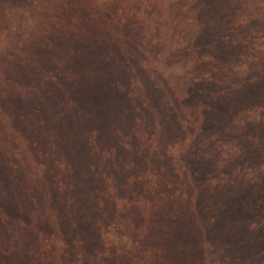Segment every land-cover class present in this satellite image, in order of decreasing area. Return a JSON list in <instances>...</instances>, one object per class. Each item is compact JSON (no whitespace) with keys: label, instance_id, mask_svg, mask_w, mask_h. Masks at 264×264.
I'll list each match as a JSON object with an SVG mask.
<instances>
[{"label":"rangeland","instance_id":"374dc122","mask_svg":"<svg viewBox=\"0 0 264 264\" xmlns=\"http://www.w3.org/2000/svg\"><path fill=\"white\" fill-rule=\"evenodd\" d=\"M75 2L0 43V169L40 204L0 264H264V0Z\"/></svg>","mask_w":264,"mask_h":264},{"label":"trees","instance_id":"16d2710c","mask_svg":"<svg viewBox=\"0 0 264 264\" xmlns=\"http://www.w3.org/2000/svg\"><path fill=\"white\" fill-rule=\"evenodd\" d=\"M75 1L76 0H26L22 13L24 21H21V23L17 22V25L8 27L6 26L7 30L9 28V32H5V34L3 35V42H0L3 43L2 47L5 48V51H2L1 53H12V60L21 63L17 58L13 57V52L15 50L21 51L24 47L26 48L30 42L34 44V38L37 39V37L33 38V36L36 35L34 33V29L40 31L37 36L42 38L50 31L57 29L58 24L60 25V21L66 15L70 16L75 10H82L83 7L78 3L75 4ZM12 39L13 41H16L13 42ZM22 52L24 51H21L18 57L23 56ZM2 85L5 86L6 84L4 85L3 83ZM15 87L16 91H14L13 93L17 94L18 96L22 94L20 85ZM21 113L23 114V110L21 111ZM12 140L15 144H18V138L13 137ZM1 148L2 145L0 143V154L3 157V155L5 156V154L2 153ZM20 155L25 156L23 152H20V149L17 154L13 155L14 158H17L19 163H21L18 164L17 171H15L16 169H13L12 167V171H10L9 167L11 166V164L6 158L5 160L3 159L2 162V168L0 169V221H10L12 220V218H18V222L20 221L19 225L25 226L26 223L27 226L29 222H25L22 219L27 218L26 212L28 210L29 203H32L35 200L38 203L39 200H33V197L29 200L28 195L25 193V186L27 184L26 180L28 176L25 171V167L23 164L24 162H22ZM38 205L40 204L38 203ZM18 243L20 245L23 244L20 243V240H18Z\"/></svg>","mask_w":264,"mask_h":264}]
</instances>
